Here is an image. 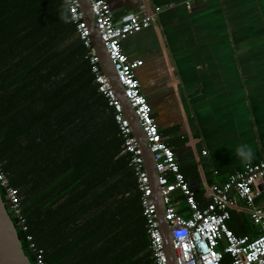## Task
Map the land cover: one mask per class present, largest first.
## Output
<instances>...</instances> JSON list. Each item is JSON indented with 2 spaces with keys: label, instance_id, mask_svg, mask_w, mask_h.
I'll use <instances>...</instances> for the list:
<instances>
[{
  "label": "trees",
  "instance_id": "trees-1",
  "mask_svg": "<svg viewBox=\"0 0 264 264\" xmlns=\"http://www.w3.org/2000/svg\"><path fill=\"white\" fill-rule=\"evenodd\" d=\"M88 52L66 0H0V159L24 231L7 211L34 264L30 244L45 264H154L136 179ZM234 234L260 232L253 224Z\"/></svg>",
  "mask_w": 264,
  "mask_h": 264
},
{
  "label": "crops",
  "instance_id": "crops-1",
  "mask_svg": "<svg viewBox=\"0 0 264 264\" xmlns=\"http://www.w3.org/2000/svg\"><path fill=\"white\" fill-rule=\"evenodd\" d=\"M106 1L114 21L161 8L155 24L121 47L143 62L136 76L159 132L204 203L244 165L238 146L253 149L251 163L264 156V0ZM259 190L254 205L264 217V186ZM231 214L236 233L253 225L241 202Z\"/></svg>",
  "mask_w": 264,
  "mask_h": 264
},
{
  "label": "built area",
  "instance_id": "built-area-1",
  "mask_svg": "<svg viewBox=\"0 0 264 264\" xmlns=\"http://www.w3.org/2000/svg\"><path fill=\"white\" fill-rule=\"evenodd\" d=\"M66 2L69 21L75 25L79 39L89 50L88 59L94 83L98 92L106 98L108 105L114 111V120L122 139V153L128 155V166L136 179V191L139 193L153 262L167 264L163 237L151 197L152 191L143 166L142 150L132 134L122 105L102 73L99 58L92 48L90 30L83 19L78 1L66 0ZM89 3L100 40L124 88V96L134 111L155 161L157 183L165 205L164 219L171 227L176 263L264 264V217L254 205L255 198L260 193V186H264V156L258 162L244 164L229 175L221 185L213 186L206 201L201 205L196 199L195 190L189 186L181 173L172 147L159 133L153 109L142 92L136 71L143 62L130 59L121 47L122 42L129 36L155 24L161 8L155 7L146 15L127 13L119 21H114L106 0H89ZM185 6L189 9L191 3L186 1ZM202 154L205 155V152ZM0 188L9 205L10 213L24 231L20 198L17 190L9 185L8 178L2 170L1 159ZM179 202L184 205L185 212H180ZM240 202L247 210L251 222L258 227L260 232L258 236H238L228 227L227 221L230 219L231 210ZM178 231L185 233L183 239L177 238ZM29 249L34 255L35 264H45L41 250H37L34 244H30ZM224 256L227 257V262Z\"/></svg>",
  "mask_w": 264,
  "mask_h": 264
},
{
  "label": "water",
  "instance_id": "water-1",
  "mask_svg": "<svg viewBox=\"0 0 264 264\" xmlns=\"http://www.w3.org/2000/svg\"><path fill=\"white\" fill-rule=\"evenodd\" d=\"M83 19L90 30V39L92 48L99 58V65L102 73L105 75L110 87L115 93L116 98L122 105L126 119L136 138L143 158V166L147 172L149 185L152 191V200L156 208L157 220L159 222L160 232L163 237L164 250L167 256V264H177L175 253L172 248L171 227L164 219L165 205L161 197V190L157 183L158 174L155 171V161L150 153L146 138L140 127V124L134 114L133 109L124 96V88L119 82L115 70L108 59L107 52L100 40L96 29L93 14L90 9L89 0H77ZM8 204L3 202L2 192L0 191V264H34L33 261L25 254L22 243L18 238V230L8 214Z\"/></svg>",
  "mask_w": 264,
  "mask_h": 264
},
{
  "label": "clouds",
  "instance_id": "clouds-1",
  "mask_svg": "<svg viewBox=\"0 0 264 264\" xmlns=\"http://www.w3.org/2000/svg\"><path fill=\"white\" fill-rule=\"evenodd\" d=\"M236 154L240 160L246 164L250 165L251 161L254 159V152L253 149L247 145V144H241L236 149ZM176 236L179 239H183L185 236V233L183 231L176 232Z\"/></svg>",
  "mask_w": 264,
  "mask_h": 264
}]
</instances>
